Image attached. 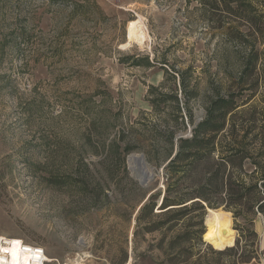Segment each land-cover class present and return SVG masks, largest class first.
<instances>
[{
  "label": "rangeland",
  "instance_id": "1",
  "mask_svg": "<svg viewBox=\"0 0 264 264\" xmlns=\"http://www.w3.org/2000/svg\"><path fill=\"white\" fill-rule=\"evenodd\" d=\"M139 17L143 44L128 39ZM228 26L202 0H0V236L65 262L170 264L167 242L181 227L160 249L162 233L144 230L153 219L137 216L167 187L158 134L191 137L186 99L198 123L217 92L251 94L240 91L246 50L222 30ZM144 57L152 67L134 66ZM176 71L188 73L186 95ZM258 77L256 99H264V69ZM151 87L167 96L177 90L184 129L173 124V104L153 108ZM133 155L153 175L146 188L134 177ZM230 214L236 233L227 245L235 244H208L207 229L206 262L237 264L226 250L238 240L241 252L256 253L250 263L258 261L264 216L250 225Z\"/></svg>",
  "mask_w": 264,
  "mask_h": 264
},
{
  "label": "trees",
  "instance_id": "2",
  "mask_svg": "<svg viewBox=\"0 0 264 264\" xmlns=\"http://www.w3.org/2000/svg\"><path fill=\"white\" fill-rule=\"evenodd\" d=\"M202 2L211 16L218 13L228 21L229 26L222 30L246 50L238 81L241 93L251 94L248 99H237L236 93L224 97L216 91L217 97L210 101L204 118L198 123L187 106L191 99H186L191 137L176 139L175 129L158 134L168 161L164 168L167 187L164 192L150 196L140 208L137 221L153 219L144 230L162 233L160 249H163L168 234L181 227V231L167 242L170 264H208L201 250L207 209H224L233 213L235 219L242 218L250 225L258 215L264 216V201L259 200L264 195V99H256L260 85L258 71L264 69V0ZM133 64L152 67L148 57ZM176 73L181 78L182 94L186 95L185 75L188 73ZM150 93L155 96L150 101L154 109L161 104H173L176 114L173 124L184 129L183 123H179L182 116L177 90L167 96L160 93L159 88L151 87ZM131 151L125 147V152ZM251 234L255 238L254 248L258 235L254 231ZM206 240L218 248L235 244L210 243L208 233ZM240 244L238 240L235 247L226 250L238 256L237 264H248L257 259L255 252L250 255L241 252ZM218 254L223 255V252Z\"/></svg>",
  "mask_w": 264,
  "mask_h": 264
},
{
  "label": "bare ground",
  "instance_id": "3",
  "mask_svg": "<svg viewBox=\"0 0 264 264\" xmlns=\"http://www.w3.org/2000/svg\"><path fill=\"white\" fill-rule=\"evenodd\" d=\"M144 20L139 17L138 20H133L129 22L128 25V39L129 41H137L141 44L145 43L147 40V29L145 26ZM138 156L133 155L130 157V164L133 171L136 168H139L137 164ZM159 212V211H157ZM207 229H208V241L210 243L216 244H229L232 242L233 237L235 236V231L232 228L231 214L222 210H211L210 217L207 220ZM207 241V240H206ZM208 243V242H207ZM4 253H8L11 256L12 264H29L27 256L20 253L18 247L6 248L3 250ZM51 261L55 260L54 258L48 257ZM8 262V263H10ZM133 261L130 259L128 264H132ZM72 264H82L78 261L72 262Z\"/></svg>",
  "mask_w": 264,
  "mask_h": 264
},
{
  "label": "built area",
  "instance_id": "4",
  "mask_svg": "<svg viewBox=\"0 0 264 264\" xmlns=\"http://www.w3.org/2000/svg\"><path fill=\"white\" fill-rule=\"evenodd\" d=\"M190 128V126L188 125ZM18 247L21 254L27 256L29 264H72V262H65L59 259H55L50 262L48 259L47 250L38 244L28 243L21 238L1 237L0 236V264H12L11 256L8 253H4V249ZM10 262V263H8ZM82 264H85L82 262Z\"/></svg>",
  "mask_w": 264,
  "mask_h": 264
},
{
  "label": "water",
  "instance_id": "5",
  "mask_svg": "<svg viewBox=\"0 0 264 264\" xmlns=\"http://www.w3.org/2000/svg\"><path fill=\"white\" fill-rule=\"evenodd\" d=\"M179 138L180 137H178L177 139H179ZM174 156H175V154H174ZM137 164L139 165V168H136L134 170V177H135V179H137L139 181L140 185L143 188H146L148 186L149 181L153 179V175L151 173H149L147 166H146V163H145V159L143 156H138ZM210 211H211V209H207V215L205 217V226H206L205 233L207 231L206 223L210 217ZM215 211H217V210H215ZM205 233H204V235H205Z\"/></svg>",
  "mask_w": 264,
  "mask_h": 264
},
{
  "label": "crops",
  "instance_id": "6",
  "mask_svg": "<svg viewBox=\"0 0 264 264\" xmlns=\"http://www.w3.org/2000/svg\"><path fill=\"white\" fill-rule=\"evenodd\" d=\"M260 252L262 253V256H260L258 261L252 262L250 264H264V242H260Z\"/></svg>",
  "mask_w": 264,
  "mask_h": 264
}]
</instances>
